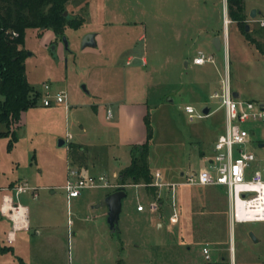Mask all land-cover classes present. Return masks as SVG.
I'll list each match as a JSON object with an SVG mask.
<instances>
[{
	"label": "rangeland",
	"instance_id": "1",
	"mask_svg": "<svg viewBox=\"0 0 264 264\" xmlns=\"http://www.w3.org/2000/svg\"><path fill=\"white\" fill-rule=\"evenodd\" d=\"M223 5L224 0H71L66 16L84 17L80 27H67L63 35L27 30V76L42 95L37 106L22 114L14 129L16 137L0 135V194L14 196L10 187L18 180L37 186L39 197L24 193L16 198L29 205L33 223L42 225L43 232L38 236L34 227L19 232L10 244L6 236L12 224L0 214V264H23L20 259L26 264H68L70 256L83 264H264V220L240 221L232 227L225 185L174 184L182 172L208 165L207 156L214 154L215 140L225 131L226 109L212 94L222 91L227 80L242 99L264 103V53L247 32L231 24L227 51L225 46L214 48L209 32H199V26H207L225 36ZM246 5L250 13L262 9L258 17L264 20V0H246ZM168 12L172 18H167ZM252 26L248 34L264 43V26L259 22ZM89 32L100 33L99 44L83 48ZM172 32L176 36L181 32L185 45L203 42V51L213 54L215 62L197 65L186 58L187 65L186 60L174 59L167 45ZM45 83L51 85V105L43 102ZM60 91L68 108L66 102L57 101ZM187 104L196 109L193 119L185 110ZM204 105L212 111L200 117ZM107 108L114 112L112 119L106 117ZM148 113L153 127L151 167L159 168L165 181L174 185H156L155 174L150 185L156 189L142 183V213L136 209L139 188L128 187L120 231L101 236L96 219H87L97 209L88 211L84 204L67 202L62 186L67 181L69 150L59 140L84 142L90 158L102 161L101 167L112 174L128 163L122 138L147 136ZM244 126L253 132L247 148L264 165L260 145L264 120ZM0 129H5L1 123ZM73 227L79 230L77 235Z\"/></svg>",
	"mask_w": 264,
	"mask_h": 264
},
{
	"label": "built area",
	"instance_id": "2",
	"mask_svg": "<svg viewBox=\"0 0 264 264\" xmlns=\"http://www.w3.org/2000/svg\"><path fill=\"white\" fill-rule=\"evenodd\" d=\"M264 25V20L260 21ZM14 34H16L14 32ZM194 63L202 64L207 61L214 62L212 55L204 51L199 52L194 58ZM1 78V77H0ZM46 96L43 97L45 105H51L53 100L49 98L51 85L45 83ZM229 80L224 84L222 91H215L213 98L221 100L222 106L226 109V129L215 140L214 154L208 165L198 171L183 173L182 179L174 184L186 186L218 185L227 187L229 191L230 222L232 227L237 222L264 220V165H261V158L252 150L247 148L250 143V135L253 132L244 123L253 120H264V104L254 100H245L233 95ZM58 102H66L63 92H58ZM185 110L193 119L196 116V109L193 105L187 104ZM108 117L113 115L111 108L108 109ZM206 115L199 114L200 117ZM156 185H174L166 182L160 171L155 173ZM129 183L115 182L108 174H85L78 167H70L66 183L62 186L69 199L76 198L85 189L95 187L102 188H125ZM15 195L4 193L0 204V214L8 217L12 222L11 231L7 234V240L12 243L15 240L19 229H27L28 207L23 205L17 198L22 193L34 191L28 181L14 184L10 187ZM34 195H37L34 193ZM156 203H151V208L156 209ZM144 204L137 206L138 210L144 209ZM72 233L70 231V237ZM209 248H205L208 253ZM209 256V254L207 255ZM68 264H74L71 256ZM17 264V263H13Z\"/></svg>",
	"mask_w": 264,
	"mask_h": 264
},
{
	"label": "trees",
	"instance_id": "3",
	"mask_svg": "<svg viewBox=\"0 0 264 264\" xmlns=\"http://www.w3.org/2000/svg\"><path fill=\"white\" fill-rule=\"evenodd\" d=\"M70 1L0 0V123L5 126V129H0V135L13 133L16 137L14 129L20 123L22 113L37 106L41 99V91L29 82L27 76L25 60L28 52L24 46L27 30L36 29L39 33L52 30L57 35H63L67 27H80L85 21L84 17L65 15ZM227 1L230 18L247 32L246 0ZM248 33L249 40L264 53V43ZM146 126V139L140 145L132 146L131 162L120 172L119 180L122 184L145 183L149 189H156L150 185L155 178L149 160L150 141L153 138L150 113L146 115ZM70 146L74 150L77 148L75 144Z\"/></svg>",
	"mask_w": 264,
	"mask_h": 264
},
{
	"label": "crops",
	"instance_id": "4",
	"mask_svg": "<svg viewBox=\"0 0 264 264\" xmlns=\"http://www.w3.org/2000/svg\"><path fill=\"white\" fill-rule=\"evenodd\" d=\"M257 9V15L255 16V17H252L251 15H250V10H251V8L249 9V8H247V5H246V10H247V13H248V21H251L250 23H249V26H251V28H250V30L251 29H253V26H252V23L253 22H259L260 23V21L261 20H263V19H260L258 16H259V14H261L262 12H263V10L262 9H260V8H256ZM223 10H224V29H225V36L223 37L222 36V33H221V31H218L216 28H211L210 30H208V27L207 26H199L198 27V29H199V32L201 33V32H203V31H206V32H209L210 33V35H211V39H212V43H213V40L215 39V37H220V43H221V46L220 47H216V45H215V43H213V45H214V48L216 49V50H222L223 48H224V46H225V48H226V51H227V49H228V46H229V38H228V29H230V25L231 24H234V23H236L237 24V22L234 20H232L231 18H230V16H229V10H228V1L227 0H224V5H223ZM170 15V16H169ZM168 17H170V18H172L171 17V14L168 12V14H167V18ZM136 21H138L139 22V20H136ZM140 22H142V21H140ZM142 23H144V22H142ZM192 25V24H191ZM238 25V24H237ZM260 25H261V23H260ZM239 26V25H238ZM262 26H264V25H262ZM186 27H184L183 25L181 26V29H185ZM241 28V27H240ZM242 29V28H241ZM179 30H180V27H179ZM173 31V30H172ZM167 32V31H166ZM168 32H169V30H168ZM247 32H249V31H247ZM96 33V41H97V44H96V46H98V44H99V40H98V38H99V32H95ZM145 35L144 34H141L140 36H139V38H143ZM170 36H171V40L167 43V45H168V51L169 52H171V56H173L174 57V59H178V58H180V59H182V60H186V58H192V60H193V58L196 56V55H198L199 54V52H202L203 51V45L204 44H202L203 42H197V41H192V42H190V43H188V44H183V40H182V38H183V34L181 35V32H179L178 34H177V36L175 35V32H172V34H170ZM167 37L169 38V33L167 34ZM96 46H90V45H88V46H86V47H83V48H88V47H96ZM143 46H145L146 47V44H144ZM212 56H213V54H212ZM170 57V56H169ZM130 58V57H129ZM213 58H214V56H213ZM143 60L144 61H146L147 62V57L146 56H143ZM193 62H194V60H193ZM208 62V61H207ZM209 62H211V61H209ZM215 62V61H214ZM186 63H187V65L189 64V62L186 60ZM206 63V62H205ZM196 64V63H195ZM203 64V63H202ZM202 64H197V65H202ZM39 91H41V90H39ZM236 92V91H235ZM240 94H241V92L240 91H238ZM42 93V92H41ZM240 97V96H239ZM40 103V102H39ZM264 104V103H263ZM66 107L68 108V102H66ZM108 109L109 108H107V110H106V112L108 111ZM210 109H211V107H210ZM211 111H212V109H211ZM211 111H210V113H211ZM24 113V112H23ZM22 113V114H23ZM209 113V114H210ZM209 114H207V115H209ZM23 116V115H22ZM114 116V112H113V115L111 116V117H108V112H107V115H106V117H107V119H112V117ZM126 117V116H125ZM22 119V118H21ZM225 122H226V110H225V116H224V121H223V128H225L226 129V124H225ZM20 124H18V126H19ZM83 129H85V127H82ZM3 130V129H2ZM221 135V134H220ZM143 137V136H142ZM142 137H140V138H134V140H131V141H128V135L126 134V137L123 139L122 138V140H121V142L122 143H126V145H127V160H128V163L127 164H124V166H122V167H120V168H116V169H114V171H113V173L112 174H110V171L109 170H105V169H103L102 167H101V164H102V161H98V160H94V159H92V158H90V149H89V147L84 143V142H82V141H74V142H69V143H67L66 142V140H64V144H66L67 146H68V150H69V154H68V162L70 163L69 165H68V168H67V171H66V180H67V177H68V172H69V168L70 167H78L83 173H85V174H98V173H105V174H108L114 181L115 180H117V179H119L120 177V172L124 169V167H126L127 165H129L130 164V162H131V150H132V146L133 145H140V143H142V142H144L145 141V139H146V137L145 138H142ZM127 138V139H126ZM62 139V138H61ZM217 139V138H216ZM125 140H127V141H125ZM63 144V145H64ZM71 144H75L76 145V149L74 150L73 149V147L72 146H70ZM262 144H264V143H261L260 145L261 146H263ZM74 150V151H73ZM211 157H212V155H210V156H207V161H208V163H209V161H210V159H211ZM206 158V157H205ZM151 164V163H150ZM71 165V166H70ZM151 169H152V173L153 174H155V173H157V171H160L161 172V170L159 169V168H157V170H153V168L151 167ZM184 172H182L181 174H183ZM161 175H162V173H161ZM183 176V175H182ZM164 178V177H163ZM165 180V179H164ZM28 181V180H27ZM27 181H14V182H12V184H19V183H22V182H27ZM31 184V183H30ZM33 187H35L36 189H37V186H35V185H33V184H31ZM134 185H136V186H134ZM141 186H143V184L141 183V184H129V185H127V187L125 188V190H126V192H127V188L128 187H135V188H139V190H138V199H137V203H136V209H137V206L139 205V204H142V203H144V201L142 200V199H144V192H143V187H141ZM1 187V186H0ZM48 187H51V186H48ZM46 188V187H45ZM36 189L32 192V191H27V193H30V194H32L33 196H34V193H36L37 195H35L36 197H39L38 195V193L36 192ZM2 190V188H0V191ZM114 190H117V189H112L111 191H109V192H112V191H114ZM51 192V194H55L56 192L54 191V190H52V191H50ZM109 192L107 193V192H90L89 191V189H87V190H83L80 194H79V196H76V198H71V199H69L68 198V196H66V199H67V202L69 203V204H84L85 206H87V208L86 209H88V211H90L91 209H97L96 210V212H94V214H90V215H88L87 217V219H89V220H93V219H96V221H95V223L100 227V229H101V231H100V235L101 236H106V233H107V231L109 232V234L110 233H113V231L111 230V227L109 226V224H108V221H107V218H108V213H109V210H108V207L107 206H97L96 204H98L102 199H104L106 196H108L109 195ZM27 193H25V194H27ZM22 194H24V193H22ZM21 195V194H20ZM128 195V194H127ZM125 199V198H124ZM124 199H123V203H122V209H123V204H124ZM1 201H2V199H1ZM1 201H0V204H1ZM22 203V202H21ZM23 204V203H22ZM23 205H25V206H27L28 207V212H27V216H28V221H29V226H28V228L27 229H19L18 231H17V233H16V237H15V240H13L12 241V243L14 242V241H16L17 240V238H18V234H19V232H29V231H32L33 230V227H34V229H36V234L38 235V236H40L41 234H42V232H43V230L42 229H40V228H42V225H40V224H38L37 222L36 223H33V221H32V219H31V214L29 213V205L28 204H23ZM124 211V209L122 210V212ZM137 212L138 213H142V212H145V209H142V211L141 210H138L137 209ZM122 214V213H121ZM2 215V214H1ZM2 216H4V215H2ZM4 217H6V216H4ZM6 218H8V217H6ZM120 218H121V216H120ZM8 220L11 222V220L8 218ZM94 221V220H93ZM120 221V220H119ZM11 224H12V222H11ZM33 224H34V226H33ZM74 225V222H72V226ZM119 225V224H118ZM104 229V230H103ZM107 229V230H106ZM118 230L120 231V227H118ZM9 231H11V229H9ZM118 231V232H119ZM64 233V232H63ZM73 233L74 234H78L79 233V230H76L75 229V227H73ZM64 236V238H65V236H66V233H64L63 234ZM67 235H68V237L69 238H71L70 237V228H69V230L67 231ZM73 235V234H72ZM6 241L8 242V240H7V236H6ZM9 243V242H8ZM11 244V243H10ZM140 246V245H139ZM108 255L110 256V255H112V253H111V251H108ZM80 257V256H79ZM72 259V258H71ZM80 258H78V260H79ZM73 260V262H74V264H83V263H81V261L79 260L78 261V263H75V260L74 259H72ZM70 261V260H69ZM20 262L21 263H23V264H26V263H24V262H22V260L20 259ZM62 264H65V263H62Z\"/></svg>",
	"mask_w": 264,
	"mask_h": 264
},
{
	"label": "water",
	"instance_id": "5",
	"mask_svg": "<svg viewBox=\"0 0 264 264\" xmlns=\"http://www.w3.org/2000/svg\"><path fill=\"white\" fill-rule=\"evenodd\" d=\"M65 15H67V11H65ZM250 15L252 17H255L257 15V9L253 8V10L251 11ZM251 26H249V24H246V30L250 31ZM63 40L65 42V46L68 47V41L66 36H63ZM213 43H215L216 47H220L221 43H220V37H215V39L213 40ZM97 41H96V33L95 32H89L87 33V35L84 37L83 39V43L82 46L86 47L88 45L90 46H96ZM52 48L54 49L55 46L53 45ZM233 95L236 97L240 96V93L238 91H233ZM203 112L207 115L210 113L211 109L208 105H204V107L202 108ZM59 144L63 145L64 144V140L60 139L59 140ZM264 146V144H262ZM127 192L125 189L121 188V189H117L114 190L112 192H109V195L106 196L104 199H102L98 204H96L97 206H107L109 213H108V224L111 227V230L113 232H116L118 229V224H119V220H120V216L122 213V203H123V199L127 196ZM251 235L255 238L254 233L251 232ZM256 241L258 240V238H255Z\"/></svg>",
	"mask_w": 264,
	"mask_h": 264
}]
</instances>
